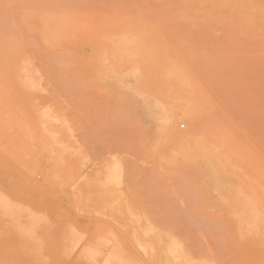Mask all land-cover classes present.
<instances>
[{
  "label": "rangeland",
  "instance_id": "1",
  "mask_svg": "<svg viewBox=\"0 0 264 264\" xmlns=\"http://www.w3.org/2000/svg\"><path fill=\"white\" fill-rule=\"evenodd\" d=\"M15 1L0 4V25L7 20L6 26L10 24L0 26L7 33L1 32L0 63L9 69L0 73V264H264L263 183L253 190L258 181L264 182L258 176L263 174L259 167L264 166V129L260 128L264 127L260 122L264 121V50L247 45L239 53L226 55L224 29L215 30L212 27L217 25L211 23L223 14L214 12L219 16L210 17L212 27L207 28L209 9L200 13L196 5L198 17L207 15L204 29L197 28L200 20L193 22V3L188 0L183 2L192 9L194 16L188 14L193 18L183 17L175 9L180 1L172 0L175 10L169 8L177 18L169 20L168 6L162 7L169 0H142L145 5L137 1L140 11L141 7L148 10L144 14L138 9L129 11L135 4L131 8L126 3L136 0L124 1L128 11L124 3L114 4V0L109 1L114 7L118 4L117 8L125 9L110 11L112 6L104 4L108 0L102 6L94 3L98 0H81L101 6L98 10L94 4L89 7V2L83 8L88 12L80 10L78 0L67 2L70 6L64 3L68 10L61 0L58 5L52 0H33L32 6L42 8V1L50 5L44 3L41 12L39 7L32 9V0L24 1L26 4L17 0L23 8L14 7ZM2 6L12 7L3 10L7 16L2 15ZM169 21H173L170 29ZM60 25L67 33L62 42L52 43L49 33L60 32ZM205 27L214 31L216 36L208 35L216 39L207 40ZM195 29L205 30L207 41L200 40L196 34L204 32ZM120 33L131 35L129 38L149 35L156 42L150 52L161 60L171 59V64L184 71L188 82L179 69L177 72L185 83L182 93L179 91L183 101L175 91L180 85L176 80L172 88L179 96L160 98L164 92L159 91L158 72L140 67L134 56H123V60L108 56V38L112 43ZM104 35L108 36L106 42L101 38ZM170 36L180 38L176 43ZM217 43L224 46V51L216 47L224 55L214 48ZM9 49L15 52L10 54ZM7 53L14 58L18 53L15 64ZM146 76L148 80L154 77L155 88H149L153 83ZM199 99L203 106L198 105ZM227 104L231 106L225 108ZM179 105L195 110L198 105L202 112L195 113L201 116H195L200 118L201 128L193 129L181 111L178 119L173 118L172 111ZM205 118H211V123ZM213 121L218 131L211 134L226 133L230 134H225L226 141L235 140L236 151L233 145L228 147L237 153L235 158L226 145L221 146V152L227 149L223 154L230 156L226 161L241 163L247 175L259 177L255 186L253 182L248 185L244 170H239L241 164L234 171L232 165L221 164L209 153H185L197 146L200 136V143L210 147L217 142L220 152L222 142L227 143L210 137ZM174 129L190 136L175 138L170 134ZM242 146L250 151L246 159L257 163L258 175L253 176L255 170L246 159L239 161L244 156Z\"/></svg>",
  "mask_w": 264,
  "mask_h": 264
},
{
  "label": "bare ground",
  "instance_id": "2",
  "mask_svg": "<svg viewBox=\"0 0 264 264\" xmlns=\"http://www.w3.org/2000/svg\"><path fill=\"white\" fill-rule=\"evenodd\" d=\"M7 1H9V0H7ZM14 1V0H13ZM17 1V0H16ZM15 1V2H16ZM22 3L25 1H27V0H20ZM20 1H17L16 2V6H14V7H21V8H23L22 6H23V4L20 2ZM29 1V0H28ZM40 1V0H39ZM46 1V0H45ZM48 1V0H47ZM53 2H57V0L56 1H54V0H52ZM51 1V2H52ZM66 1V2H65ZM73 0H64L63 1V3H62V0H61V5L62 4H64V3H67V2H72ZM86 1V0H85ZM93 1H95V0H93ZM97 1V0H96ZM105 1H107V0H105ZM109 1H111L112 2V0H108V2ZM115 1V0H114ZM112 2V3H118V4H123L124 3V5L125 6H123V7H125L126 8V6L127 7H129L130 6V4H131V8H132V6L135 4V8H134V6H133V8H132V10L130 9V8H128L129 9V11H133V13H135V10L136 9H138V7H140V5L137 7V4L136 3H138L137 1H139V0H136V2L135 3H132V2H130V1H128V3H126L125 4V0H117V1H115V2ZM126 1V2H127ZM132 1V0H131ZM133 1H135V0H133ZM141 2H142V0H140ZM139 1V2H140ZM163 1H165V0H161V2H163ZM170 1V2H169ZM168 2H167V0L165 1L166 3H168V4H163V3H165V2H163L162 4L163 5H166V6H162V7H167V11H168V13H167V11H166V13L167 14H169V12H170V18H167L168 20L169 19H171V18H177L176 17V15H175V13L173 14V15H171V12H173L172 11V9L174 8V6H173V4L174 5H176L175 4V2L176 1H178V0H176V1H174L173 2V4H171V2H172V0H169ZM180 2H176L178 5H180V6H178L179 8H181V9H179L178 7H176L175 6V9L177 10L178 9V11L181 13V15L184 17H186V16H188L189 14L188 13H191L190 11L192 10V12L194 11V13H195V10L194 9H196V7L198 6L199 7V5H200V7H199V9H203V10H199L198 9V7H197V11L198 12H202V11H204L205 9H209L208 11L210 12V14H209V12L207 11V13L206 14H208V16L205 14V16H207V21H208V19L210 18V17H213V18H210L211 20L212 19H214L215 17V15H217V14H215L214 12H218V14L220 13V14H223L222 16L220 15H217V16H219L220 18H218V17H216L215 19V21L213 22H211V21H205L206 20V17L205 16H202V18H200V17H198V12L197 13H195V17L193 18L192 16H194V14L193 13H191L192 14V16L191 15H189V16H191L192 18H193V22L194 21H196L195 20V18H198V20H200L199 22L201 23H199L198 21V23H196V22H194V23H196L197 25V28H203L204 29V27L203 26H205L206 25V22H207V25H206V27L208 28V26L211 28L212 26H210V25H212L213 23H215V24H213V25H217L216 27L215 26H213L212 28L213 29H215V30H218V29H216V28H219V30H221L220 28H222V29H224V33H225V39L223 38V40L225 41V43H226V48L224 47V49H225V51H224V49H223V47L221 46V45H218V43H217V45L215 46V44H214V48L216 49V47H218V46H221L222 47V49H223V53H225L226 55H228V54H232V53H239V52H241L242 51V49L244 48V46H247V45H253L254 47H256V48H258V49H260V50H264V0H188V1H190V3L192 4L191 6H192V9H190L189 7H188V4H185L184 2H183V0L181 1V0H179ZM5 2V0L3 1V3ZM20 4H19V3ZM24 2V3H25ZM31 2H34L33 0L32 1H30L29 3H30V5H31ZM37 2V1H36ZM43 2V4L45 3L44 1H42ZM51 2H47V3H51ZM78 2L80 3L81 2V0H78ZM90 1H87V3H89ZM99 2H100V5L102 6V5H104L105 3L106 4H108V6H112L113 7V9H111L110 8V11L111 10H115V9H117V10H120V8L121 7H116L117 5H115V7L113 6V4L112 3H107V2H104V4H103V0L102 1H100V0H98V2H94L95 4H99ZM101 2H102V4H101ZM121 2V3H120ZM130 2V3H129ZM140 2V4H144L145 5V2H142L141 3ZM155 2V1H154ZM181 2H182V5H181ZM1 4V5H5V3L4 4ZM8 3H11V2H8ZM29 3H27V4H29ZM58 3V2H57ZM56 3V4H57ZM86 3V4H87ZM93 3V4H94ZM156 3V2H155ZM17 4H19L20 6H17ZM22 4V5H21ZM26 4V3H25ZM24 4V5H25ZM34 3H32V5H33ZM42 4V8H43V6L45 7L46 5H47V7H49L50 5L49 4H46V5H43ZM54 4V3H53ZM68 4V3H67ZM66 4V5H67ZM82 4H85L84 3V1H83V3L81 2V8H80V10L81 11H87L88 12V10H84V9H86L87 7H86V4H85V7H84V5H82ZM93 4L91 5V2L88 4L89 5V7H91V6H93ZM94 4V6L96 7V9L98 8V6H96ZM97 4V5H98ZM105 4V5H106ZM161 4V5H162ZM169 4H171V6H169ZM185 4V5H184ZM31 5V6H32ZM36 5H40V4H37L36 3ZM49 5V6H48ZM55 5V4H54ZM58 5V4H57ZM65 5V4H64ZM65 5V6H66ZM69 6L70 5H72V3H70V4H68ZM87 5V6H88ZM91 5V6H90ZM197 5V6H196ZM2 6V7H3ZM7 6V5H6ZM12 7H13V4L11 5ZM11 6H9V8L11 7ZM27 6V5H26ZM26 6H24V7H26ZM65 6H63L62 5V7H64L63 9H67L68 10V8H67V6L65 7ZM100 6V7H101ZM107 6V5H106ZM183 6V7H182ZM196 6V7H195ZM12 7H11V9H12ZM33 7L35 8H37V7H39L40 9H39V12H41L40 10H42V8L40 7V6H32V9H33ZM46 7V8H47ZM60 7V6H59ZM61 7V8H62ZM75 7V6H74ZM74 7H71V9L73 10L74 9ZM80 7V6H79ZM100 7L98 8V10H100ZM121 8V9H125V8ZM137 7V8H136ZM169 7H172V9L171 8H169ZM9 8H7L8 10H9ZM28 8H30V7H28ZM84 8V9H83ZM115 8V9H114ZM146 8H148L147 7V4H146ZM169 8V9H168ZM5 9V10H4ZM7 9H6V7L4 8H2L1 10H2V13L4 12V11H6L7 12ZM32 9H30V10H32ZM70 9V8H69ZM70 9V10H71ZM93 9H94V7H93ZM95 9V10H96ZM127 9V8H126ZM128 9H127V11H128ZM133 9H135V10H133ZM140 9V8H139ZM138 9V11L137 12H139L140 10ZM141 11L140 12H142L143 14H144V12H148V10L146 11H144L143 10V7H141ZM148 9H150V8H148ZM171 9V10H170ZM175 9H173V10H175ZM188 9H190L189 10V12L187 11ZM4 10V11H3ZM34 10H37L38 11V9H34ZM48 10V9H47ZM46 10V11H47ZM53 10V9H52ZM78 10V9H77ZM91 10V8L89 9V11ZM97 10V11H98ZM107 10H109V9H107ZM151 10V9H150ZM180 10H182V11H180ZM185 10V11H184ZM74 11V10H73ZM144 11V12H143ZM212 11H213V13H212ZM6 12H4L2 15H4ZM9 12V11H8ZM43 12H45V8H44V11H42V13ZM136 12V13H137ZM139 12V14H141ZM175 12V11H174ZM132 13V12H131ZM205 13V12H204ZM203 13V14H204ZM49 14V13H48ZM186 14H188V15H186ZM211 14H213L212 16H211ZM6 15V14H5ZM174 15H175V17H174ZM196 15H197V17H196ZM7 16V15H6ZM171 16H173V17H171ZM168 17H169V15H168ZM205 17V19H203ZM188 18H190V17H188ZM200 18V19H199ZM191 19V18H190ZM201 19H202V21H201ZM218 19V20H217ZM6 20V19H5ZM178 20V19H177ZM8 21V20H7ZM7 21H3L2 23H3V25H0V26H2V28H6V27H8V26H6V24H5V22L7 23ZM60 21H62V22H66L67 23V21H69L68 23L70 24V22H71V20H66V21H64V20H60ZM59 21V22H60ZM192 21V20H191ZM204 21H205V23H204ZM58 22V23H59ZM172 22L173 21H169V22H167L168 24H166L165 22H164V24H166V25H168L167 26V28L168 29H170L169 28V26L171 27L172 26ZM176 22V21H175ZM192 22V23H193ZM212 24H211V23ZM185 23V22H184ZM184 23H181L180 25H183ZM194 23H193V25H194ZM209 23V24H208ZM71 24H73V23H71ZM81 24H83V22H81ZM86 24H87V22H86ZM86 24H85V26H86ZM176 24H177V22H176ZM204 24V25H203ZM89 25V24H88ZM109 25V24H108ZM179 25V26H180ZM184 25H186V24H184ZM183 25V26H184ZM200 25L202 26V27H200ZM4 26V27H3ZM61 26V28L59 29L60 30V32H54V33H49V35H51L50 37H51V42L52 43H59V42H62L63 41V37L65 36V34L67 33L66 31L64 32L63 30V28H62V25H60ZM59 26V27H60ZM72 26V25H71ZM90 26V25H89ZM104 26V25H103ZM106 26V25H105ZM104 26V27H105ZM183 26H180V28H182ZM75 27V26H74ZM81 27H83V25L81 26ZM177 27V26H176ZM194 27H195V25H194ZM206 27H205V30H206V35H208L209 33H211L212 35H215V33H214V31L212 30V29H210L211 31L209 32V31H207L208 29H206ZM215 27V28H214ZM1 28V29H2ZM11 28V27H10ZM67 28H69V26H67ZM66 28V29H67ZM71 28V27H70ZM69 28V29H70ZM77 28V27H76ZM83 28H86V27H83ZM83 28H81V29H83ZM179 28V27H178ZM0 29V30H1ZM203 29H200V31H202V32H204L203 33V35L201 34H196V35H199V36H197L200 40H202V37H203V39H205L204 40V42L205 41H207V40H211V38L213 37V38H215V36H210V35H208V38H207V36L205 35V37L207 38V40H206V38H204V34H205V30L203 31ZM3 30V29H2ZM2 30L0 31V37H2L3 35H4V33H6V31L3 33L2 32ZM6 30V29H5ZM10 30L11 29H9V32H10ZM61 30L64 32L63 34L61 33ZM195 30H197L199 33H200V31H199V29H195ZM69 31V30H68ZM1 32L3 33V35L1 34ZM8 32V33H9ZM197 32V33H198ZM201 32V33H202ZM222 32V31H221ZM7 34V33H6ZM2 35V36H1ZM120 35L122 36H119L118 35V39L116 40V38H117V35H116V38H115V40L116 41H114V40H112V43H110L111 41V38H108L109 39V44H111L110 45V47H109V49L106 51V53L108 54V56L110 57V58H114V59H119V58H121V57H123V56H134L135 58H137L138 59V63H137V65H139L140 67H142V68H147V71L148 72H152V70H154L153 72L155 73V72H158L157 73V76L159 77L158 78V80L159 81H161V83H159V84H161V90H162V92H161V90H159L160 91V93H162L163 94V92H164V95L163 96H161L160 98H163L164 96H165V99L166 100H169V98H171V97H173V99H174V97L176 96V95H178L179 96V94L180 93H182L181 91V89H182V85L183 84H185L184 82H183V80L184 81H186V82H188L187 81V79H188V77H187V74H186V77H187V79L184 77L185 75H184V73H182V72H184L183 70H180L179 68V71H180V73H182V75H183V80L181 79L182 78V76H181V74L180 73H178L177 74V72H179L178 71V69H177V67H175V65H173V64H171V59H169V62H168V60L166 61V60H161V58L159 59V57H156V55H157V53H156V55H153V53L152 52H150V47H151V45H152V42H153V40H152V38L149 36V35H143V36H140V37H137V35L136 34H133L134 36L132 37V38H129L130 36H128V34H127V36L128 37H126V36H123V33L121 34L120 33ZM139 35V34H138ZM195 35V36H196ZM6 36V35H5ZM194 36V35H193ZM10 37H13V36H10ZM104 37V38H103ZM106 37H108V36H102L101 38H103V41H104V39L106 40ZM111 37H114V36H111ZM171 37V39H173V40H175V38H176V36H175V38H174V36H170ZM173 37V38H172ZM185 37V36H184ZM187 37V36H186ZM197 37L194 39L193 37H192V34H191V39L193 40H198L197 39ZM222 37H224V36H222ZM178 38H180V37H178ZM178 38L176 39V40H178ZM190 38V37H189ZM188 37L186 38L187 40L189 39ZM185 39V41H187ZM216 39V38H215ZM176 40H175V42H176ZM181 40V39H180ZM190 40V39H189ZM188 40V41H189ZM199 40V41H200ZM12 41H13V39H12ZM101 41H102V39H101ZM102 41V42H103ZM158 41V40H157ZM183 41V40H182ZM195 41V42H196ZM4 42V41H3ZM15 42H16V40H15ZM104 42H106V41H104ZM14 43V42H13ZM177 43V42H176ZM180 43V42H179ZM193 43H194V41H193ZM197 43L199 44L200 42H198L197 41ZM9 44V43H8ZM15 44V43H14ZM198 44H196L197 46H199ZM213 44V43H212ZM220 44V43H219ZM179 45V44H178ZM195 45V44H194ZM193 45V46H194ZM195 45V46H196ZM8 46V45H7ZM15 46H16V44H15ZM15 46H13L12 45V47H15ZM153 46L155 47L156 46V42L154 43L153 42ZM181 46V45H180ZM196 46V47H197ZM5 46H3V48H4ZM9 47H11V46H9ZM153 47V48H154ZM219 48V47H218ZM5 49L7 50V48L5 47ZM14 49V48H13ZM1 50V49H0ZM15 50H17V47H16V49ZM15 50H13V52H11L10 51V49L8 50V51H10V54L12 53H14L15 52ZM155 50V49H154ZM217 50V49H216ZM218 50H220L219 52L220 53H222V50H221V48L220 49H218ZM217 50V51H218ZM3 51H5V50H3ZM184 51V50H183ZM197 51V50H196ZM216 51V52H217ZM211 52H212V50H211ZM3 53V52H2ZM213 53V55H217L218 53H216V54H214V52H212ZM211 53V54H212ZM219 53V54H220ZM222 53V55H224ZM6 54V51L4 52V55ZM8 54V53H7ZM10 54H8L9 55V61L11 60V57L10 56H12L13 57V55H10ZM18 54V53H17ZM16 54V55H17ZM196 54V53H195ZM2 55V54H1ZM8 55H6V56H8ZM15 55V54H14ZM15 55V57L17 58V56ZM221 55V56H222ZM162 56V59H165V57H163V55H160V57ZM193 56V55H192ZM217 56H219V55H217ZM216 56V57H217ZM1 58H2V56H0ZM16 58H14L13 57V61L14 62H12V60L10 61V63H14L15 64V60L14 59H16ZM126 58V57H125ZM201 58V57H200ZM204 60H205V58L204 57H202ZM213 57H210V60L212 59ZM5 59H7V58H5ZM122 60H123V58H121ZM128 59V58H127ZM159 59V60H158ZM197 59H199V58H197ZM207 59V58H206ZM214 59V58H213ZM2 60V59H1ZM126 60V59H125ZM200 60V59H199ZM204 60H202V61H204ZM208 61H209V59H207ZM207 60H205V61H207ZM118 61V60H117ZM117 61H116V63H117ZM3 62H4V59H3ZM8 62V61H7ZM172 62H173V60H172ZM175 62V61H174ZM194 62H196V61H194ZM199 62V61H198ZM197 62V63H198ZM201 62V61H200ZM199 62V63H200ZM214 62V61H213ZM219 62V61H218ZM6 63V62H5ZM9 63V62H8ZM176 63V62H175ZM197 63H194L196 66H197ZM208 64H209V62H207ZM194 64H193V66H194ZM201 64V63H200ZM203 64V63H202ZM205 65H207L206 63H204ZM203 64V65H204ZM213 64V63H212ZM211 64V65H212ZM220 64V63H219ZM218 64V65H219ZM0 65H1V63H0ZM176 65H178L177 63H176ZM211 65H209V67L211 66ZM3 66H7V65H3ZM13 66V65H12ZM11 66V67H12ZM223 66H224V68H223ZM222 66V68L221 69H223V71L225 70V65H223ZM177 69V71H176V69ZM202 67V70H206L207 69V67L205 66V69H204V67L203 66H201ZM200 67V68H201ZM215 67V69H216V67L217 66H214ZM213 67V68H214ZM219 67V66H218ZM220 67H221V65H220ZM4 68V67H3ZM2 68V65L0 66V73H4V69L6 68H4L3 69ZM211 68V67H210ZM227 68V67H226ZM230 68V67H229ZM183 69V68H182ZM212 69V68H211ZM217 69H219V68H217ZM216 69V70H217ZM7 70H9V69H7L6 68V72H7ZM195 70V69H194ZM146 71V72H147ZM198 71V70H197ZM204 71H202L201 73H205ZM208 71H211L210 69L208 70ZM214 72H216L215 70H213ZM222 71V72H223ZM226 71H227V69H226ZM228 71H229V69H228ZM235 71V70H234ZM234 71H233V73H234ZM199 72V71H198ZM219 71H217V73H218ZM231 72H232V70H231ZM8 73V72H7ZM9 73H11V71L9 72ZM14 73V72H13ZM206 73H207V71H206ZM220 73V72H219ZM241 74H242V72H240ZM240 73L238 72V75H240ZM263 73H264V71H263ZM148 74V73H147ZM152 74V73H151ZM208 74H210L211 75V73H208ZM213 74V73H212ZM237 74V73H236ZM220 75V74H219ZM223 75V74H222ZM231 75H232V73H231ZM234 75H235V73H234ZM152 76V75H151ZM203 76V75H202ZM201 76V77H202ZM229 76V75H228ZM150 77V76H149ZM205 77H207V76H205ZM213 77H214V75H213ZM216 77H217V75H216ZM154 77H152V78H150L149 80H148V78H147V76H146V80L149 82V83H153V85L151 84V86L149 87V88H152L154 85H155V83L153 82V81H151L152 79H153ZM236 78V77H235ZM156 79V78H155ZM208 79V78H207ZM212 78H210V80H211ZM176 80V82L177 83H175L177 86L179 85V83H180V85L175 89V91L176 92H178L179 93V91H180V93L178 94V93H176V92H173L174 91V88H172V86L174 85L173 83V81H175ZM217 80H218V77H217V79H216V82H214V83H217ZM220 80V79H219ZM209 81V79L206 81V82H208ZM157 82V81H156ZM183 82V83H182ZM213 82V81H212ZM211 82V83H212ZM219 82V81H218ZM221 82V81H220ZM158 83V82H157ZM145 84V83H144ZM209 84V83H208ZM147 85V84H146ZM157 85V84H156ZM215 85H217V84H215ZM222 85H223V83H222ZM180 86H181V88H180ZM184 86V85H183ZM210 86V85H209ZM237 86V85H236ZM173 87H176L175 85L173 86ZM211 87V86H210ZM218 87V86H217ZM220 87V86H219ZM153 88H155V86L153 87ZM160 88V87H159ZM158 88V89H159ZM170 88H172V90L170 89ZM216 88V87H215ZM230 88H231V86H230ZM229 90V89H228ZM231 90V89H230ZM221 91H223V90H221ZM220 91V92H221ZM226 91V90H225ZM232 91V90H231ZM230 92V91H229ZM235 93L234 94H237L238 92L237 91H234ZM228 93V92H227ZM232 93V92H231ZM230 93V94H231ZM240 93V92H239ZM161 94V95H162ZM225 94V93H224ZM181 95V94H180ZM219 95H220V93H219ZM182 96V95H181ZM225 96V95H224ZM231 96H234L235 97V95H231ZM241 96V95H240ZM236 97H239V95H237ZM159 98V99H160ZM180 98V97H179ZM186 97H184V102H186L187 100V98L185 99ZM201 98V97H200ZM222 98V97H221ZM226 98V97H225ZM231 98V97H230ZM164 99V98H163ZM172 99V98H171ZM228 99V98H227ZM227 99H226V101H227ZM233 100H234V98H232ZM200 100V102H199V106L201 105L200 103H201V99H199ZM233 100H230V101H233ZM237 100H238V98H237ZM236 100V101H237ZM177 102H178V100H176ZM179 101H180V99H179ZM181 101H183V96H182V100ZM181 101H180V103H181ZM202 101H203V99H202ZM236 101H234V103H236ZM167 102V101H166ZM225 102V101H224ZM173 103V102H172ZM172 103H171V105H172ZM202 103H204V102H202ZM228 103V102H227ZM230 103V102H229ZM232 103V102H231ZM230 103V104H231ZM169 104V107L171 106L170 105V103H168ZM183 104V103H182ZM186 104V103H185ZM184 104V105H185ZM223 104H225L226 105V103H223ZM229 104V105H230ZM173 105H175V104H173ZM198 105H197V109L196 110H198V111H196L193 107H190V108H188V109H186V108H184V106H183V108H182V106L180 107V105L177 107V106H175V109H173V111H172V115H173V118H177L178 119V116L181 114L179 111H181L182 112V115H184V117H189V119H190V121H191V123H192V128L194 129V128H197V130H198V128H201V126H202V124L200 123V112H202V111H200V108L198 107ZM228 105V104H227ZM229 105L228 106H225V108H229ZM234 106H236V105H238V104H233ZM232 105V106H233ZM201 106H203V104L201 105ZM231 106V105H230ZM234 106H233V108H234ZM169 107H168V109H169ZM172 107H174V106H172ZM185 107H187L186 105H185ZM171 109V110H172ZM227 110H229V109H227ZM195 112H199V113H195ZM202 114V113H201ZM195 115H198L197 117L195 116ZM182 118V117H181ZM199 118V119H198ZM262 118L264 119V115L262 116ZM206 120H207V122H208V120H209V124L211 123V118H205ZM166 120H168V118L166 119ZM170 120V119H169ZM201 120H202V118H201ZM262 120V119H261ZM260 122H262V123H264V121H260ZM171 123V122H170ZM169 123V124H170ZM261 123V125L260 126H262L263 124ZM208 124V125H209ZM216 124V123H215ZM214 124V121H213V124H211L213 127H211V128H213V129H211L210 127H209V130L210 131H208V128L206 129L207 131H208V133H210L211 134V132H212V130H217L218 131V128H216L215 126H217V124L215 125ZM210 125V126H211ZM215 125V126H214ZM169 126V125H168ZM167 126V127H168ZM218 126H219V124H218ZM166 127V128H167ZM215 127V128H214ZM260 128H262V129H264V127H260ZM261 129V130H262ZM207 131H205V130H203V132L204 133H202V134H207L206 132ZM221 131H222V129H221ZM263 131V134H264V130H262ZM219 132H220V129H219ZM223 133V132H222ZM173 137H175V138H178V139H183V138H185L186 139V137H188V136H190V135H188V133L187 134H182V133H179L178 131H176V129H174L173 130V132H171L170 133ZM191 134V133H190ZM219 134V133H218ZM218 134H216V136H215V134L214 133H212L211 135H210V137L211 138H213V140L216 138V140H218L219 139V141H226L225 140V136L227 135V137L228 136H230V134L228 135V134H226V133H224L223 135L221 134V135H219V136H217ZM226 134V135H225ZM169 135V134H168ZM168 135H167V137H168ZM208 135V134H207ZM209 136V135H208ZM174 138V139H175ZM201 136L198 138V143H197V146L195 147V148H188V149H186L185 150V153H187V154H191V153H193L192 151H196V154H202L203 152H204V154H202L203 156H205V155H207V153H209L211 156H214L216 159H218V160H220V161H218V162H222L221 164H223V163H228V161H226V160H228V158L227 157H230V156H227V154H223V152H225L227 149H228V147H231L232 145V148L235 146V142H233V141H235V140H233L232 139V142H231V140H230V138H229V141L230 142H228V141H226L225 143H227V144H224L223 142H222V144L220 145V152H217V146H216V144H217V142H215L216 144H215V147L214 146H212L213 147V149H212V147H210V146H208V145H206V143L204 144V142H201L200 143V141H203L202 139L203 138H201ZM218 138V139H217ZM172 139V138H171ZM197 139V138H196ZM221 139V140H220ZM227 139V138H226ZM200 140V141H199ZM219 144V143H218ZM228 144H231V145H228ZM207 146V148H206V146ZM223 145H226L227 147H225V148H227L226 150H223V152H221V150L223 149L222 147H223ZM222 146V147H221ZM210 147V148H209ZM222 148V149H221ZM218 149V150H219ZM234 149V148H233ZM233 149L231 150V152L229 151V149H228V151L227 152H230L231 154H234V158L237 156H235V154H237V153H235V152H233ZM246 150V148L244 147V146H242V148H241V150L243 151V154H242V156L244 155L245 156V158H244V156H243V158H242V161H241V159H239V161L240 162H243V160L244 159H246V157H249V156H246L247 154H250V151L249 150H247V151H244V150ZM235 150V149H234ZM236 151V150H235ZM240 151V150H239ZM226 152V153H227ZM249 152V153H248ZM246 153V154H245ZM222 154V155H221ZM230 154V155H231ZM239 154V153H238ZM264 154V153H263ZM226 155V156H225ZM224 157V159H223V157ZM241 157V156H240ZM233 158V159H234ZM239 158V157H238ZM249 159V158H248ZM236 160V159H235ZM250 161H251V159H249ZM226 161V162H225ZM234 160H232V159H230L229 158V162H233ZM248 160L246 159V161L244 160V162H247ZM250 161H248V165H249V167L250 168H253L254 170L257 168L258 169V166L256 167V165H257V163L255 162V163H252L253 162V160H252V162H250ZM256 161V160H255ZM227 163H226V165H227ZM233 163H235V165H233ZM232 164L231 163H228V164H230V166L232 165L233 166V170H234V167L236 166L237 167V165H238V167H239V164H241V163H239V164H237V162L236 161H234ZM249 163H251V164H249ZM220 164V163H219ZM220 164V165H221ZM237 164V165H236ZM256 164V165H255ZM245 165H246V163H245ZM247 165V166H248ZM254 165H255V167H254ZM229 166V165H228ZM229 166V167H230ZM246 166V167H247ZM264 167V166H263ZM263 167H259V169L258 170H260L261 171V173H263V174H260V175H258V174H256V171L257 170H255V172H254V175L253 176H255V175H258L259 177L260 176H262V178H264V170H262L261 168H263ZM231 168V167H230ZM229 168V169H230ZM249 168V169H250ZM243 169V166H242V164L240 165V167H239V170H242ZM245 169V168H244ZM243 169V170H244ZM264 169V168H263ZM231 170V169H230ZM247 170V169H246ZM252 170V169H251ZM235 171V170H234ZM233 171V172H234ZM244 172H245V170H244ZM249 173H250V170L248 171ZM241 173V172H240ZM247 173V171L245 172V175H244V177H246V179L249 181L248 183V185H250V184H252V182H253V186H255L254 184H255V182H256V180H258L259 179V177H257L256 176V179H254L255 177H252V174H251V176H250V174L249 175H247L246 174ZM241 174H243V173H241ZM241 174H239L238 173V175H241ZM248 177V178H247ZM252 177V178H251ZM251 178V179H250ZM258 178V179H257ZM261 178V179H262ZM245 179V178H244ZM246 179H245V182H246ZM250 179V180H249ZM241 180H243V178L241 179ZM263 180V179H262ZM244 181V180H243ZM257 183V182H256ZM263 183V185H261ZM257 184H259L258 186H256V188H254V187H252V185H251V187L250 188H254L253 190H256L257 188H259L260 189V187H262V193H263V191H264V182H262V181H260V183H259V181H258V183ZM261 185V186H260ZM260 186V187H259ZM258 190V189H257ZM255 192V191H254ZM260 192V190H259V193H261ZM258 193V192H257ZM261 195V194H260ZM260 195H258L259 197H260ZM262 195H264V194H262ZM261 195V197L262 198H264L263 196ZM263 204H264V202H263ZM264 206V205H263ZM241 234V233H240Z\"/></svg>",
  "mask_w": 264,
  "mask_h": 264
}]
</instances>
